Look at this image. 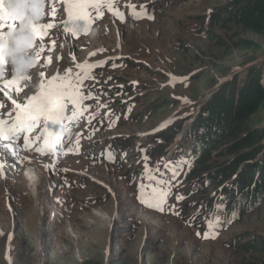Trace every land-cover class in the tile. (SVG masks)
Returning <instances> with one entry per match:
<instances>
[{
  "label": "rangeland",
  "instance_id": "rangeland-1",
  "mask_svg": "<svg viewBox=\"0 0 264 264\" xmlns=\"http://www.w3.org/2000/svg\"><path fill=\"white\" fill-rule=\"evenodd\" d=\"M238 1L119 0L115 8L129 24L105 8L101 25L92 23L97 30L73 42L60 64L62 76L78 73L68 71L74 55L78 62L107 61L83 85L84 95L95 97L86 100L85 117L95 119H83L68 138L63 151L73 152L79 142V155L54 164L23 147L22 164L3 158L8 167L6 183L0 178V264H264V139L230 155L234 139L220 137L209 125L211 103L227 82L238 78L237 98L251 82L250 68L261 70L264 82V38L233 23ZM133 8L146 9L154 19L134 20ZM73 111L69 106L67 113ZM250 127L264 132V104ZM168 128L182 132L163 151ZM206 155L211 170L204 199L232 189L240 173L255 169L254 183L239 201L245 211L238 222L227 220L220 205L202 215L191 208L201 200L194 196L200 181L190 176ZM30 164L43 169L32 186L22 175ZM141 188L167 193L163 211L140 202ZM32 189H39V201ZM213 217L221 228L216 239L205 240Z\"/></svg>",
  "mask_w": 264,
  "mask_h": 264
},
{
  "label": "snow or ice",
  "instance_id": "snow-or-ice-1",
  "mask_svg": "<svg viewBox=\"0 0 264 264\" xmlns=\"http://www.w3.org/2000/svg\"><path fill=\"white\" fill-rule=\"evenodd\" d=\"M45 2L47 4H53V18L56 15L54 5L59 2L66 6L69 17L68 22L85 21L87 23V28L83 31L85 35L88 34V31L92 27V12L96 13L95 20H100L103 19V9L107 8L108 12L115 19L121 23L125 22L123 13L115 8L119 0H45ZM9 4V0H0V40H6L7 33L15 30L17 24L16 18L10 15ZM131 15L134 20L154 19V17L148 15L146 9L144 12L138 13L133 8ZM54 27L55 25L53 24L34 26L33 35L36 41L40 42L37 60L46 51L43 47V42L46 40L49 31ZM65 32H70L75 38L79 33L75 30H69L66 27ZM52 47L54 48L55 46L53 45ZM3 54V49L0 48V65L4 64ZM93 55L96 54L93 53ZM51 63V60L46 62L47 65ZM104 63H107V61L101 64H78V73L75 77H73L72 73H68L66 76L57 75L48 80L47 84H41L40 95L33 96L25 102L24 106L16 102L13 96V93L16 95L21 93V81L13 79L7 83L0 84V91L12 102L14 109V112L9 113V116H14V119H0V157L7 156L14 160L17 165L22 164L23 159L20 155L21 149L19 148L22 139L25 142L24 152H35L41 157H50L53 159L54 164L58 163L59 159L65 155H79V142L73 152L65 153L63 151L66 143L64 136L66 133L70 134L73 130L68 125L79 127L83 119H87L88 123H91L95 119L94 117H85V113L89 109L85 108L84 104L86 100H92L95 97L91 94L84 95L83 85L85 81L92 78V71L96 68L103 67ZM113 67H116L115 63H113ZM69 104L74 109L70 117L66 114ZM3 107L4 105L0 104V109ZM113 123H118V120H114ZM49 124L53 126L59 125L60 127L58 129H50ZM41 127L43 130L40 135L35 140L30 139L32 133ZM107 158L110 162H114L111 153L108 154ZM183 163L187 162L185 161ZM6 167L8 165L0 160V177L4 176ZM166 197V192L157 191L155 188L151 192L146 188H141L139 192L140 202L156 211H163V204L166 202ZM179 199L182 200L183 197ZM220 228L219 218L213 217L209 223L210 231L202 238L205 240L216 239V233Z\"/></svg>",
  "mask_w": 264,
  "mask_h": 264
},
{
  "label": "trees",
  "instance_id": "trees-1",
  "mask_svg": "<svg viewBox=\"0 0 264 264\" xmlns=\"http://www.w3.org/2000/svg\"><path fill=\"white\" fill-rule=\"evenodd\" d=\"M236 5L240 8L237 15L239 17L235 18L233 23L239 26H245L248 30L264 38V0H241L238 1ZM234 45L237 46L236 43ZM261 72V70H257L255 67L249 69L248 75L251 82L244 85L238 98L234 94L239 86L238 78L235 77L233 80L227 82V85L223 90L221 88L215 100L211 103V108L208 111L213 121L209 125L218 131V135L220 137L228 136V138L234 139L229 145L230 150L228 154L230 155H239L240 150L253 149V146L259 145L264 139V132L251 130L250 127L253 115H255L264 104V85L261 83ZM173 129L174 128H168V131L162 136V139L166 141L162 150H165L173 143L172 139L174 133L180 130L175 129L172 131ZM203 130L201 129L199 134L203 133ZM169 134H172V136L167 139ZM250 155L251 154H242L241 157L243 159L249 158L248 156ZM209 159L210 155H206V158L196 165V170L190 176L191 180H193L192 182L200 181L194 196L201 200L200 203H198L197 200L194 201L191 208L196 214L200 212L202 215L208 208H215L220 205L224 207L232 220L238 222L241 212L245 211L240 210L239 201L243 198L244 194L250 191L254 183V179H252L250 173L255 171V169L249 174H247V172L245 174L240 173L235 179L232 176L227 180L234 179L232 181V189L223 188L216 192L213 200L211 197L204 199V196H206L204 184L207 182L205 180L208 179L211 170L208 165L210 162ZM247 160L248 159H245L243 162H247ZM243 162L241 161V164ZM238 165H240L239 162L232 164V171L236 170L239 167ZM257 176H259V171L256 177ZM261 179L264 180V178ZM246 206L248 205L246 204ZM190 219H192V217ZM82 263L94 264L93 262H89V260Z\"/></svg>",
  "mask_w": 264,
  "mask_h": 264
},
{
  "label": "clouds",
  "instance_id": "clouds-1",
  "mask_svg": "<svg viewBox=\"0 0 264 264\" xmlns=\"http://www.w3.org/2000/svg\"><path fill=\"white\" fill-rule=\"evenodd\" d=\"M9 12L16 18L17 24L15 30L7 33L6 40H0V48L4 53V64L0 65V80L6 79L7 65L10 63L14 69V79L26 82L31 79L32 73L38 68L37 45L33 28L44 21L47 14L46 2L45 0H11ZM29 172L24 175V178L31 185L32 179L39 176H36L37 171L30 170Z\"/></svg>",
  "mask_w": 264,
  "mask_h": 264
},
{
  "label": "bare ground",
  "instance_id": "bare-ground-1",
  "mask_svg": "<svg viewBox=\"0 0 264 264\" xmlns=\"http://www.w3.org/2000/svg\"><path fill=\"white\" fill-rule=\"evenodd\" d=\"M38 91H40V92H41V87L39 88V90H38ZM33 180H39V179L33 178V179H32V181H33ZM35 182H36V181H35ZM33 186H34V185H33ZM35 189H36V188H35Z\"/></svg>",
  "mask_w": 264,
  "mask_h": 264
}]
</instances>
